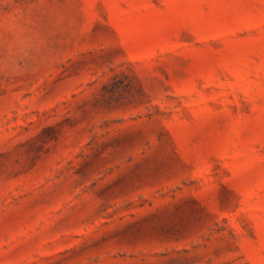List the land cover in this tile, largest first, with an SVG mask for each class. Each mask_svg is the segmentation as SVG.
Segmentation results:
<instances>
[{"label": "rangeland", "instance_id": "1", "mask_svg": "<svg viewBox=\"0 0 264 264\" xmlns=\"http://www.w3.org/2000/svg\"><path fill=\"white\" fill-rule=\"evenodd\" d=\"M0 264H264V0H0Z\"/></svg>", "mask_w": 264, "mask_h": 264}]
</instances>
